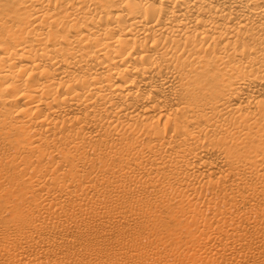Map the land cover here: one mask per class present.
Returning <instances> with one entry per match:
<instances>
[{
  "label": "bare ground",
  "instance_id": "1",
  "mask_svg": "<svg viewBox=\"0 0 264 264\" xmlns=\"http://www.w3.org/2000/svg\"><path fill=\"white\" fill-rule=\"evenodd\" d=\"M0 264H264V0H0Z\"/></svg>",
  "mask_w": 264,
  "mask_h": 264
},
{
  "label": "rangeland",
  "instance_id": "2",
  "mask_svg": "<svg viewBox=\"0 0 264 264\" xmlns=\"http://www.w3.org/2000/svg\"><path fill=\"white\" fill-rule=\"evenodd\" d=\"M178 231L182 232V233H186L188 231V229L186 227H181L180 229H178ZM255 240V239H253Z\"/></svg>",
  "mask_w": 264,
  "mask_h": 264
}]
</instances>
